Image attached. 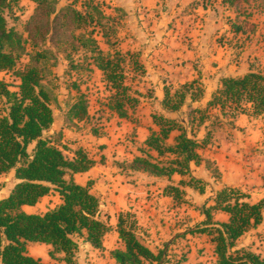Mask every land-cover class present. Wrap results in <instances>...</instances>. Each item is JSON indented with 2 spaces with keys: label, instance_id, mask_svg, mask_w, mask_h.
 Listing matches in <instances>:
<instances>
[{
  "label": "trees",
  "instance_id": "16d2710c",
  "mask_svg": "<svg viewBox=\"0 0 264 264\" xmlns=\"http://www.w3.org/2000/svg\"><path fill=\"white\" fill-rule=\"evenodd\" d=\"M13 1L17 0H0V71L13 70L19 79L17 90H12L9 82L0 80V174L14 173L17 180L8 195L0 198V264H42L40 258L28 253L27 243L30 241L49 244L50 256L62 253V259L72 263L77 247L74 234H84L93 247L103 249L104 236L112 226L108 220L101 218V201L91 192L93 180L81 184L73 178L75 173L89 170L95 159L80 147L73 157H68L57 144L44 137L55 121L52 98L44 86L45 74L41 66V60L47 57L49 50L36 51L29 64L22 69L17 68L20 51L24 49L22 37L16 30L7 27L3 15V9ZM34 1L39 7H50V3H54L52 10L43 14L50 16L55 13L56 17L60 15L64 20L69 18L76 27L93 18L90 9L100 14L98 5L93 2H86L84 6L87 10H80L73 4L58 7L60 0ZM34 21L35 16L31 19L32 23ZM34 26L35 30H31L30 35L33 44L37 45L38 33L42 39L45 34L41 31V24ZM33 31H36L35 35ZM76 39L79 46H91L98 51L95 59L97 67L114 91L111 108L120 117H130L129 110L134 109L139 100L138 96L131 94V88L125 81L123 55L119 51L112 56L104 55L94 38L81 35ZM78 45L72 42L73 47ZM195 82H185L179 85L181 89L174 91L165 86L162 101L165 112L153 114L159 129L151 131L145 140L147 149L140 147L142 155L128 162V167L168 177L174 173L189 175L188 180L181 179V184L203 192L207 182L191 175V162L199 164L205 161L209 167L210 160L204 159L198 150L207 142L210 132L207 130L202 140L196 139L188 134L176 115L185 102L188 89L191 90ZM190 96L194 97L193 92ZM207 106L220 108L223 114L228 113L233 119L240 113L260 115L264 119V72L251 68L242 76L223 77L222 86L212 93ZM70 111L79 121L89 115L83 97L71 106ZM203 119L199 118V123H203ZM174 129H178L179 133L174 143H168L167 139ZM150 150H154L157 156ZM53 190L59 193L60 204L43 213L23 210L24 205L37 204ZM166 190L177 201L184 193L174 185H169ZM247 197L248 194L238 187L222 185L215 191V203L202 207L205 219L190 230L211 236L217 255L216 264L264 263L261 256L250 249L236 247L241 235L263 221L264 200L250 202ZM214 210L227 212L228 221L215 220ZM116 230L124 245L123 249L110 251L117 264H165L163 249L154 252L139 239L138 221L131 210L119 212Z\"/></svg>",
  "mask_w": 264,
  "mask_h": 264
},
{
  "label": "rangeland",
  "instance_id": "374dc122",
  "mask_svg": "<svg viewBox=\"0 0 264 264\" xmlns=\"http://www.w3.org/2000/svg\"><path fill=\"white\" fill-rule=\"evenodd\" d=\"M180 1L162 0L149 9L150 5L146 0H60L58 7L73 4L80 10L86 9L84 6L86 2L98 5L100 14L90 9L93 18L78 27L69 18L64 20L60 15L56 17L55 13H51L50 16L44 15V11L52 10L54 7L52 2L50 7L47 5L39 7L34 0H17L3 9L7 27L16 30L22 37L24 49L20 51L18 69L29 64L31 56L36 51L49 50L47 57L41 60V66L45 74L44 86L52 98L51 107L55 121L44 133V137L57 144L66 156L73 157L80 147L93 157H97L95 162L99 163V168L102 164L109 168L110 172L127 173L128 159L131 157L128 154L134 152L137 146L133 142L134 130L129 121H119L116 118V111L111 108L114 91L107 85L102 70L97 67L95 59L98 51L93 50L91 46H79L76 39L78 36L94 38L104 55L112 56L115 51L123 55L125 81L131 88V94L138 96L139 100L134 109L129 110L131 119L136 118L138 112H141L139 102L145 97H153L152 91L155 90L147 87L146 84L145 58H148L146 54L150 52L146 44L156 45V42L163 37L171 36L167 34L170 30L172 33L178 32L177 40L190 41L189 43L199 42L198 38H205L203 42L206 53L211 50L208 45L211 47L215 45L216 55L222 57L227 54V48L233 56H236L244 51L245 47H248L247 49L252 47L256 40L262 42V49L258 50L261 54L255 57L259 61L258 69L264 72V0H185V2L183 0V3ZM33 16L35 21L32 23ZM37 24L42 25L41 31L45 36L42 39L38 33V44L34 45L30 31L35 30L34 25ZM33 34L35 35L36 31H33ZM72 42L78 47H73ZM201 52L204 53L202 50ZM0 80L9 82L10 88L17 90L19 79L13 70L0 71ZM208 83L207 78L202 81L196 79L192 89H188L182 107L176 111L177 118L180 122L184 121L181 123L190 136L205 137L207 130L210 132L209 137H213L216 133L224 136L227 132L224 130V124L231 126L234 122L235 118L233 119L228 113L223 114L220 108L207 106L203 98L204 87ZM170 87L172 91L182 88L173 85ZM191 92L194 97L190 96ZM80 97L86 101L89 112L88 117L81 121L74 118L70 111L71 106ZM154 111L158 113L159 109L155 108ZM148 113L149 109L144 116ZM201 117L204 118L203 123H199ZM102 140L111 141L109 144L111 151H107L108 155L102 153L103 146L106 148L109 146L102 143ZM132 142L134 145H131ZM32 146L33 144L30 150ZM209 167L218 179L217 167L211 162ZM78 178L81 180L84 177L80 175ZM16 181L13 173L0 174V198L8 195ZM210 192V187H207L203 194L196 191L183 193L182 199L176 200L178 209L173 213L167 211L171 205L164 203L166 201L158 202L159 212L156 210L154 215L149 216L153 231L145 234L153 242L157 240L156 236L161 234L163 228L166 230L167 236L158 239L159 244H155L156 252L164 250L165 264H215L213 246L209 238L196 234L198 232H190L205 219L201 209L209 205L212 198L208 196ZM58 202L57 194L53 192L41 199L37 206H29L30 209L26 212L43 213ZM104 217L108 222L110 221L108 214H104ZM154 218H160L162 229L158 228V222L153 221ZM152 234H156L154 238L151 237ZM114 235L109 233L105 237L106 245L103 249H106L103 250L93 247L84 234H74L77 247L73 261L69 264H111L109 250L121 248L122 245V241ZM261 238L254 241L251 248L261 250L260 254L263 255L264 260V237L261 235ZM245 239L246 237L242 240ZM28 245L30 247L42 245L31 250L34 254L46 255L44 261L41 258L42 264H66L60 253L55 257L50 256L48 254L50 247H46L43 243L30 241L27 247ZM27 251L30 254L28 248Z\"/></svg>",
  "mask_w": 264,
  "mask_h": 264
},
{
  "label": "crops",
  "instance_id": "0c3cea01",
  "mask_svg": "<svg viewBox=\"0 0 264 264\" xmlns=\"http://www.w3.org/2000/svg\"><path fill=\"white\" fill-rule=\"evenodd\" d=\"M146 1L150 5L149 9H151L162 0ZM180 2L183 3V0ZM177 33L178 32L172 33V30H170L167 34L171 36L163 37L156 42V45L146 44L147 48L150 49V52L146 54L148 58H145V67L147 69L146 84L147 87L155 89L152 91L154 93L153 97H145L143 101L139 102L141 112H138L139 114L136 118H123L116 113V118L119 121L128 120V123L131 124V128L134 130L133 138L135 141L133 142H135L137 146L133 150L134 152L128 154L131 155V157L129 156L128 162L132 161L134 157L142 155L140 147L147 149L145 145L146 138L150 135L151 131H157L159 129L153 119V114L157 113L154 111L155 108L159 109L158 113L165 112L162 104L165 86L173 85L176 87L185 82H191L196 79L202 81V79L207 78L209 79V83L204 87L205 97L203 98V100L207 102L211 98L212 93L222 86L223 77L242 76L251 68L258 69L259 67V61L255 56H260L261 53L258 52V50L261 51L262 42H257L256 40L252 47L249 49L245 47L244 51H242L243 49L241 48L242 52H239L236 56H233L231 51L227 48V54H224L222 57L219 54L216 55L217 46L215 45L213 47L208 45V48L211 50L206 53L204 47L205 43L203 42L205 38H198L199 42L189 43L190 41L185 42V40L182 39L177 40ZM201 50L204 51V53L201 52ZM196 102H198V100H196ZM142 109L144 111H142ZM148 109L149 113L144 116V113ZM181 122L184 123V121ZM224 125V130L227 131L224 136L218 135L217 133L213 137L208 136L207 142L198 150L204 159L210 160V162L217 167L219 178L217 179V177L213 175V172L207 167L205 161L199 164L191 162V175L207 182L203 192L188 184H181V179L188 180L189 175L174 173L171 177H168L164 175H154L143 170L131 169L130 167H127L128 174L124 172L114 173L110 172V169L106 168L105 165L101 164L102 167L99 168L98 162H95L89 170L78 172L73 175L74 180L81 184H86L88 180L95 179L91 187V192L101 201V218L106 220L104 219V214H108L110 216L109 223L112 226L111 231L104 236V247L106 245L104 243L105 237L109 233H114V236L121 241L116 230L118 214L120 211L131 210L138 221L139 239L156 252L155 244H159L158 239L167 236L165 233L166 230H163L164 228L162 229L160 224V218L153 219L156 223L158 222V228L162 229L161 234L156 236L157 240L155 242H153L145 232L150 233L153 231L152 225L149 223V216L154 215V211L156 210L159 212L157 208L159 206L158 202L166 201L164 203L170 204L171 206L167 209L169 213H173L178 209V204H176L177 201L166 190L169 185L178 186L184 193L196 191V193L199 194H203L206 192V188L210 187L211 192L208 196L212 198L210 199L209 205L215 203L213 199L215 191L222 185L242 189L248 194L247 200L250 202L264 200V119L260 115L240 113V115L234 119L231 126L228 124ZM178 133V129L172 130L167 142L174 143V139ZM192 137L202 140L204 135H193ZM110 142V140H102V143L106 145H109ZM133 142L131 145H134ZM103 148L102 153L108 155L107 151H111V146L109 145L108 148L103 146ZM150 152L154 156H157L154 150H150ZM88 154L94 158L95 161L97 160V157H93L89 152ZM80 175L84 177L81 180L78 178ZM53 192L57 194L59 199V202L55 205L57 206L62 201L57 191L53 190L41 199L49 196ZM38 204H40V201L35 205L37 206ZM174 205L176 208H174ZM29 206L32 205H24L23 210L28 211L30 209ZM202 215L204 214L202 213ZM213 215L214 219L218 221H228L229 219V214L222 210H214ZM217 215L221 218H217ZM196 234L205 235L209 238L213 246L216 264L217 255L214 251L215 244L211 240V236L206 233ZM154 235L152 234L151 237L154 238ZM261 235L264 237V207L263 221L256 226H252L241 235L236 241V247L250 249L263 259V255L260 254L261 250H254L251 248L254 241H258ZM245 237L246 239L243 241L242 239ZM43 244L51 249L49 244ZM29 245L27 248L29 249L30 255L40 259L43 258V261L46 259V255L34 254L31 251L32 248L41 247L42 245H34L32 247ZM158 246L160 247V245ZM123 248L124 245L122 243L121 249ZM105 249L106 248L103 250ZM111 250H109V254ZM60 255L62 256L63 254L60 253ZM63 261L69 264L64 259ZM109 263L117 264L111 254L109 256Z\"/></svg>",
  "mask_w": 264,
  "mask_h": 264
}]
</instances>
